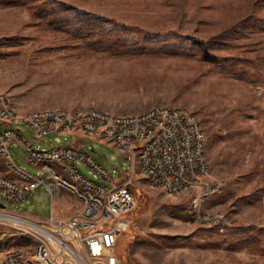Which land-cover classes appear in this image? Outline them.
<instances>
[{
	"label": "rangeland",
	"instance_id": "374dc122",
	"mask_svg": "<svg viewBox=\"0 0 264 264\" xmlns=\"http://www.w3.org/2000/svg\"><path fill=\"white\" fill-rule=\"evenodd\" d=\"M61 1L108 20L110 29L131 36L189 37L204 45L252 12L264 16V7H258L256 0ZM70 40L28 9L0 8V93L9 95L20 113L99 108L135 114L156 106L193 111L207 136L211 164L207 182L222 184L220 192L199 208L224 213L232 224L231 230L222 233L194 222L188 214L189 202L200 189L169 196L151 187L137 164L130 187L139 199L134 195L137 205L130 227L117 244V264H264V93L258 91L264 88V37L215 52L232 58L237 73L220 71L198 56L167 51L112 55L79 45L64 46ZM22 126L31 138V130ZM56 137L50 133L35 145L50 149L76 142L65 136L57 142ZM80 145L115 182L131 175L124 154L114 144L88 138ZM10 151L21 169L48 176L27 160L20 145L11 142ZM74 165L92 178L85 163L75 161ZM0 167L6 169L2 159ZM7 208L39 218L53 213L63 219L75 214L80 202L67 190L53 200L49 189L39 186L27 201L7 204ZM236 227L247 230L241 244L232 233ZM31 241L15 229L0 226V260L8 250L33 246ZM111 253V249L103 252L104 256Z\"/></svg>",
	"mask_w": 264,
	"mask_h": 264
},
{
	"label": "built area",
	"instance_id": "2783aa9c",
	"mask_svg": "<svg viewBox=\"0 0 264 264\" xmlns=\"http://www.w3.org/2000/svg\"><path fill=\"white\" fill-rule=\"evenodd\" d=\"M258 91L263 94L264 88ZM22 124L31 130V138ZM0 126H6L0 127V159L6 167H0V226L40 236V244L6 251L0 264L118 263L116 247L129 229L130 215L137 205L130 187L132 173L124 182H115L110 172L82 149L80 142L88 138L114 144L129 168L131 161H138L151 187H159L169 196L199 188L200 193L189 202L188 214L194 222L222 233L232 226L225 222L224 213H205L198 208V199L220 192L222 184L207 182L211 172L208 154H203L207 136L200 118L185 107L156 106L135 114L99 108L20 113L0 93ZM50 133L57 135V142L62 136L76 142L50 149L36 147L35 142ZM144 141H151V150H144ZM11 142L26 150L27 160L48 176L37 177L21 169L12 157ZM48 155L58 157L64 171L43 164V156ZM75 161L85 163L92 178L85 176ZM39 186L48 188L53 200L60 197L61 190H78L79 198L75 199L80 202L79 210L62 219L53 213L39 218L7 208V204L27 201ZM106 249L112 251L109 256L103 254Z\"/></svg>",
	"mask_w": 264,
	"mask_h": 264
},
{
	"label": "trees",
	"instance_id": "16d2710c",
	"mask_svg": "<svg viewBox=\"0 0 264 264\" xmlns=\"http://www.w3.org/2000/svg\"><path fill=\"white\" fill-rule=\"evenodd\" d=\"M255 2L258 7H264V0ZM10 7L28 9L45 26L57 32L64 31L71 39L70 41L76 43L72 44L69 41L64 46L79 45L112 55L161 51L187 54L198 56L205 62L215 64L220 71L226 73H237V63L230 57L216 54L217 52L231 50L242 42L264 37V16L257 15L255 12L223 30L204 45L201 41L189 37L131 36L126 32L110 29L108 20L82 12L61 0H0V8ZM137 198L139 199V196ZM215 229L219 231L218 228ZM232 233L239 244L247 239L246 228H232Z\"/></svg>",
	"mask_w": 264,
	"mask_h": 264
},
{
	"label": "bare ground",
	"instance_id": "6f19581e",
	"mask_svg": "<svg viewBox=\"0 0 264 264\" xmlns=\"http://www.w3.org/2000/svg\"><path fill=\"white\" fill-rule=\"evenodd\" d=\"M4 100L8 101V103H13L9 95L4 94ZM53 110H61V109H43V110H37L34 112H39L41 114H52ZM144 150H151V141H144ZM203 154H207V143H205L203 146ZM43 164L47 165L49 169H53L54 171H64V164H61L60 162H58V157H56L55 155L43 156ZM137 164H139V168L142 173V166L140 165V163L138 161H131L130 167H131L132 175L135 172V168ZM144 177L147 179V181L149 182V185L151 186V183L149 181V176H144ZM153 188H159V187H153ZM70 193H72L75 198H79L78 190H70ZM210 196L211 195L203 196L201 197V199H198V208L203 203H205ZM188 211H189V208H188ZM226 220L227 219H225V222ZM15 230L19 232V229H15ZM20 233L24 234L25 236L33 240V242L31 241L32 243H34L33 246H35L36 244H40V236L32 233V231H20Z\"/></svg>",
	"mask_w": 264,
	"mask_h": 264
}]
</instances>
